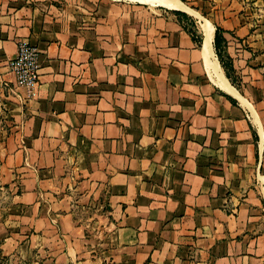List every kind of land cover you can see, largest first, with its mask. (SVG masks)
Returning <instances> with one entry per match:
<instances>
[{
  "label": "crops",
  "instance_id": "obj_1",
  "mask_svg": "<svg viewBox=\"0 0 264 264\" xmlns=\"http://www.w3.org/2000/svg\"><path fill=\"white\" fill-rule=\"evenodd\" d=\"M184 1L208 11L186 6L191 32L158 4L0 0L10 246L28 239L52 264H264V0ZM19 42L40 64L22 102L1 88ZM97 200L99 243L75 212Z\"/></svg>",
  "mask_w": 264,
  "mask_h": 264
},
{
  "label": "rangeland",
  "instance_id": "obj_2",
  "mask_svg": "<svg viewBox=\"0 0 264 264\" xmlns=\"http://www.w3.org/2000/svg\"><path fill=\"white\" fill-rule=\"evenodd\" d=\"M186 6L196 9L200 15L207 19L208 11L200 5ZM262 13V12H260ZM188 16V15H187ZM193 17L188 16L184 18V24L190 31H193V24L191 23ZM262 26V23L260 24ZM264 25V23H263ZM264 30V28H263ZM223 50V46L221 51ZM223 61H226L223 59ZM3 110V106H1ZM10 138V126L6 122L5 117L0 119V264H52V256L45 248L36 246L28 239L16 237L15 242L10 246V226L12 227V219L17 212V195H19L20 173L15 169L10 168V161H6L8 152L6 143ZM6 150H5V149ZM97 201H91L86 205L76 209V217L82 222L86 223V236L89 239L96 240L97 243L103 240L102 225L96 217ZM95 215V216H94ZM101 226V227H100ZM16 232L15 234H17ZM13 238V237H12ZM15 238V237H14ZM92 241V240H91ZM93 244V243H92ZM90 249H98V245L88 246ZM101 250V246L99 247Z\"/></svg>",
  "mask_w": 264,
  "mask_h": 264
},
{
  "label": "built area",
  "instance_id": "obj_3",
  "mask_svg": "<svg viewBox=\"0 0 264 264\" xmlns=\"http://www.w3.org/2000/svg\"><path fill=\"white\" fill-rule=\"evenodd\" d=\"M8 70L14 76V83L2 81L1 88L8 96L23 101L20 90L30 92L39 82V53L29 43L19 42L17 56L9 61Z\"/></svg>",
  "mask_w": 264,
  "mask_h": 264
},
{
  "label": "bare ground",
  "instance_id": "obj_4",
  "mask_svg": "<svg viewBox=\"0 0 264 264\" xmlns=\"http://www.w3.org/2000/svg\"><path fill=\"white\" fill-rule=\"evenodd\" d=\"M129 1H131L133 3L134 2L140 3V4H158L159 6L170 9V10H180V11L185 12L186 14H188L194 18L200 17L193 10L184 6L179 0H129ZM203 23H204V25L202 24L201 28H203V30L205 31L204 36L206 35V37H204V38L207 39L208 43H210L212 40L213 28L205 20L203 21ZM219 85L222 89L226 90L227 92L233 93L231 88H229V86L225 82L222 81L219 83Z\"/></svg>",
  "mask_w": 264,
  "mask_h": 264
},
{
  "label": "trees",
  "instance_id": "obj_5",
  "mask_svg": "<svg viewBox=\"0 0 264 264\" xmlns=\"http://www.w3.org/2000/svg\"><path fill=\"white\" fill-rule=\"evenodd\" d=\"M181 2L185 3L184 0H180ZM177 15L182 16L183 18H188V16L185 13L182 12H176ZM190 31V30H189ZM191 32V31H190ZM222 30L219 27H216L215 30V37H214V48H215V52L216 55L221 63V65L224 67V69L226 70L227 76L229 77V74L231 72V64L229 61V58L226 55V51H225V41L222 38ZM223 46V50L221 51ZM223 59H225L226 61H223Z\"/></svg>",
  "mask_w": 264,
  "mask_h": 264
}]
</instances>
